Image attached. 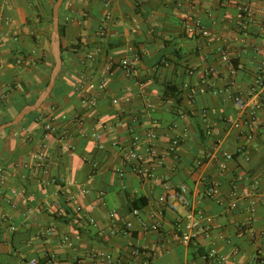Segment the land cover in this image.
I'll use <instances>...</instances> for the list:
<instances>
[{
  "label": "crops",
  "instance_id": "obj_1",
  "mask_svg": "<svg viewBox=\"0 0 264 264\" xmlns=\"http://www.w3.org/2000/svg\"><path fill=\"white\" fill-rule=\"evenodd\" d=\"M108 1L64 0L63 66L52 97L41 119L0 136V264H104L98 253L111 254L115 264H264V93H249L264 72V0ZM55 2L0 0V120L38 98L50 79ZM246 2L254 11L242 21ZM123 59L136 60L130 74ZM237 91L261 101L252 140L230 126L239 116ZM84 94L97 99L95 108L81 103ZM51 116L60 124L56 133L44 129ZM207 127L222 140L217 159ZM185 129L176 159L167 149ZM135 136L141 149L153 141L167 154L155 179L144 181L123 164L122 149ZM38 152L48 165H37ZM224 153L233 158L221 170ZM52 176L69 183H51ZM213 178L220 192L209 197ZM181 184L190 188L203 228L189 244L178 239L186 209L165 202L167 185ZM233 184L240 199L230 210ZM140 196L148 203L135 214L131 201ZM156 212L163 226L153 230Z\"/></svg>",
  "mask_w": 264,
  "mask_h": 264
},
{
  "label": "built area",
  "instance_id": "obj_2",
  "mask_svg": "<svg viewBox=\"0 0 264 264\" xmlns=\"http://www.w3.org/2000/svg\"><path fill=\"white\" fill-rule=\"evenodd\" d=\"M193 1V0H192ZM106 6H110V2L108 0H105ZM241 11V20H245L247 18L252 17L253 15V6L251 2H246L243 6L240 8ZM195 26L200 28V30L207 34V30L202 26V22L199 17H195ZM220 38H218L219 40ZM219 51L223 57V60L231 65V59L226 51V48L224 46L219 47ZM139 55H137L138 58ZM90 58H93V55H89ZM136 58V59H137ZM136 60H130V59H123L121 60L120 67H123L126 69L127 73H131L134 68ZM114 61H109L107 64L106 69L108 71H111L113 69ZM192 73V72H190ZM186 86H189V84H186ZM203 91V89H201ZM250 94L253 96H260L261 93H264V72L258 74L256 78L255 84L251 87V91H249ZM197 92L194 90L189 93L188 96V102L190 104L195 102ZM5 96V95H3ZM234 103L237 106L239 110V116L237 118L230 120V126L231 128H234L238 130L239 136L246 137L248 140H252L254 138V134L251 130V124L256 118L257 111L261 107V101L256 100L251 103V100H249L246 97V94L242 91H237L234 94ZM114 102H117V100H114ZM81 103L87 107V108H95L97 106V99L95 97H90L87 94H84L81 99ZM151 106V105H150ZM62 119H67V115H62ZM172 127L177 128L178 125L174 124ZM60 128V124L57 123V119L54 116H51L47 118L46 122L44 123V129L46 133H56L58 132ZM207 135L215 136L214 141V148L215 151L213 153V157L216 159L218 154V148L221 144V137L216 135L213 129L207 127L206 128ZM92 137L97 141V147L99 149H103L104 145L101 141L102 133L100 131L94 130L91 133ZM188 136V132L185 129L181 134H178L175 136L172 141L170 142L167 154L173 155L174 158H179L178 149L182 142L186 140ZM153 137V135H152ZM140 137L135 136L132 140V142L123 147L122 149V160L123 164L129 165L131 169L139 176L142 180H152L156 178L157 175V168L160 166L165 157L166 153L160 152L158 148L156 147L155 143L148 142L146 143L143 148H140ZM66 148L71 149L72 146L69 144H66ZM222 159L219 161V168L221 170H224L228 166V161L233 158V154L231 153H224L222 155ZM34 159L37 162V165H48V155L45 153H36L34 154ZM92 168L94 170H97L99 168V164L96 161L92 162ZM120 175H124V170L119 169L118 170ZM51 183H65L68 184L69 181L65 179L64 177H53L51 178ZM219 182L217 179L213 178L208 182V187L205 191V194L209 197H216L220 190H219ZM168 192L165 198V202L167 204V207L173 210L179 211V209H186V218L188 220L187 223H184L182 221L181 217H178V221H180V224L178 225V229L180 230V234L178 235V239L186 244H189L194 236L195 230L203 229L201 225V217L197 216L194 207L192 206V202L190 199V188L186 184H181L179 186H170L167 185ZM231 196V202L229 204L228 209H236L239 204V192L236 187V184H233L232 191L230 193ZM133 212L135 214L138 213L137 209H134ZM159 213L156 212L152 214V218H154V221L149 224V228L153 230L160 229L163 226V221L158 217ZM114 226H116L117 222H113ZM127 227L131 226V223H126ZM142 251L141 249H135L134 253L140 254ZM94 257L97 259H100V261L104 262V264H115L114 257L109 253H98L95 254ZM29 264H39V261L37 259L30 260ZM146 264H149L148 262Z\"/></svg>",
  "mask_w": 264,
  "mask_h": 264
},
{
  "label": "water",
  "instance_id": "obj_3",
  "mask_svg": "<svg viewBox=\"0 0 264 264\" xmlns=\"http://www.w3.org/2000/svg\"><path fill=\"white\" fill-rule=\"evenodd\" d=\"M64 0H56L53 7V32L52 46L55 58V64L50 74V79L47 86L42 90L41 94L33 103L25 105L11 120L0 124V136L8 128L20 124L27 115L37 111L46 102L54 90L58 75L63 66L62 51H61V34H60V8Z\"/></svg>",
  "mask_w": 264,
  "mask_h": 264
},
{
  "label": "trees",
  "instance_id": "obj_4",
  "mask_svg": "<svg viewBox=\"0 0 264 264\" xmlns=\"http://www.w3.org/2000/svg\"><path fill=\"white\" fill-rule=\"evenodd\" d=\"M60 33H61V34L63 33V27H62L61 25H60ZM114 65H115V64H114ZM114 65H113V68H114ZM57 80H59V79H57ZM48 81H49V80H48ZM48 81L45 83V85H44L43 88H45V87L47 86ZM53 91H54V90H53ZM51 94H52V93H51ZM5 97H6V96H5ZM51 97H52V95H50L48 99H50ZM36 98H37V97H35V98L31 101V103L35 102ZM48 99H47V100H48ZM26 104H27V101H26L25 104L17 106V112L21 111V109H22ZM28 104H29V103H28ZM13 117H14V115H13V114H10V113L8 112V110H7V113L5 114V116H3V118L0 120V124H1V123H4V122H7V121H9V120H11ZM41 117H42V116H41V111H40V109H38L37 111H35V112H33V113L27 115V116L25 117V119H24L20 124L14 126V127L8 128V129H6L5 131H10V130H12V129H15L17 126H22V125L26 124L27 121H29V120H35V121H36V120H39V119H41ZM205 133H206V130H205ZM206 134H207V133H206ZM147 203H148L147 198H146L145 196H140V197L135 198V199H133V200L131 201V208H132V209L141 208V207L146 206Z\"/></svg>",
  "mask_w": 264,
  "mask_h": 264
}]
</instances>
